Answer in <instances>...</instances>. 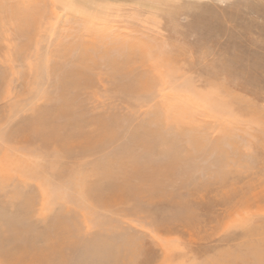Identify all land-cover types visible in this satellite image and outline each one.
<instances>
[{
	"label": "rangeland",
	"instance_id": "obj_1",
	"mask_svg": "<svg viewBox=\"0 0 264 264\" xmlns=\"http://www.w3.org/2000/svg\"><path fill=\"white\" fill-rule=\"evenodd\" d=\"M22 2L31 24L42 16L66 36V225L31 216L37 240L2 245L0 264H71L60 255L93 240L121 257L93 264H244L242 236L259 225L264 238V0H0L2 26L14 25L3 32L35 30L8 16ZM21 66L5 109L40 95L42 73ZM124 147L149 170L174 166L144 178ZM103 151L110 185L90 171ZM100 179L95 198L79 184ZM8 199L0 192V210ZM247 211L256 216L243 223Z\"/></svg>",
	"mask_w": 264,
	"mask_h": 264
},
{
	"label": "bare ground",
	"instance_id": "obj_2",
	"mask_svg": "<svg viewBox=\"0 0 264 264\" xmlns=\"http://www.w3.org/2000/svg\"><path fill=\"white\" fill-rule=\"evenodd\" d=\"M20 5L16 8L12 7L8 16H14L15 21H20L22 17L24 22H28L26 25L30 27L35 25V30L7 33L0 28V192L9 198L8 208L0 210V230L5 232V236H0V254L3 252L1 246L4 244L20 251L25 250L27 244L37 240L36 236L29 232V227L36 224L31 219L33 215L42 217L40 220L43 222L42 225L47 229L52 228L50 230L53 231L66 225L61 216L66 204V194L62 189L64 179L62 165L67 133L66 36L61 34L60 37L52 31V26L51 28L42 26V16L34 20L36 24H31L30 21L34 18L33 12L30 10L21 12V7L25 9L27 5L23 2ZM3 15L0 14V27L14 26L8 25V22L7 25L2 26ZM53 17L56 18L55 21L58 19L56 16ZM64 22L65 20L61 24ZM54 23L56 25V22ZM33 58L35 61H31ZM41 60H44V68L43 71H38L36 64ZM21 64L26 67L27 74L42 73L41 77H37V81L42 78L39 86L40 95H36L34 101L29 100L30 103L21 109L16 104L5 109L4 103L15 101L12 83L18 78L17 73L24 71ZM32 88H27L25 94L27 98L34 96ZM111 134H114L113 131L110 132ZM92 151L96 152V148ZM121 153L126 157L125 160H128V166L132 167L134 173H139L147 179L151 177L153 180L157 178L161 180L168 168L174 166L172 159L161 167L149 170L145 167L144 159L129 152L128 148H122ZM101 154L103 157L91 165L90 171L94 175L102 173L106 180L100 179L98 184L93 181L89 184L79 182L80 185H86L91 189L88 191L91 198H95L97 194L93 187H100L103 180L110 185L107 179H115L117 176L114 172L113 175L110 173L111 158L106 157L104 151ZM150 184L152 183L149 181ZM122 198L128 200L126 195ZM252 201L255 203L254 200ZM182 213L177 211L175 217ZM8 215L11 217H7ZM255 216L254 211L244 212L241 221L249 223L255 219ZM258 226H253L242 236L244 240L249 241L244 252V264H264V256L260 251L258 252L259 246L264 243V238L260 240L261 237L256 229ZM67 232L62 230L63 234ZM70 253L71 255L68 250L66 254L60 256L67 258L65 260L70 261L71 264H93L94 259L104 257L121 258L114 257L111 249L104 242L98 243L95 240L72 244ZM11 261L15 263L16 258H12ZM25 264L28 262L25 261Z\"/></svg>",
	"mask_w": 264,
	"mask_h": 264
}]
</instances>
